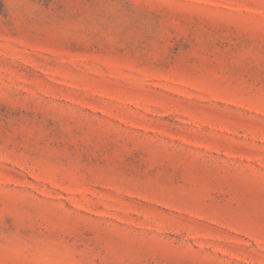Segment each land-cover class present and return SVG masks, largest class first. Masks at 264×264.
Returning a JSON list of instances; mask_svg holds the SVG:
<instances>
[{
  "label": "rangeland",
  "instance_id": "1",
  "mask_svg": "<svg viewBox=\"0 0 264 264\" xmlns=\"http://www.w3.org/2000/svg\"><path fill=\"white\" fill-rule=\"evenodd\" d=\"M0 264H264V0H0Z\"/></svg>",
  "mask_w": 264,
  "mask_h": 264
}]
</instances>
